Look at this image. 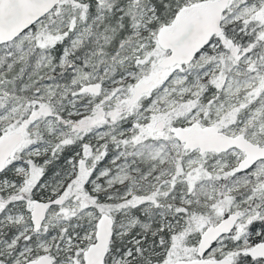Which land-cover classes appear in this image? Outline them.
<instances>
[{
    "label": "snow or ice",
    "instance_id": "6c2138e0",
    "mask_svg": "<svg viewBox=\"0 0 264 264\" xmlns=\"http://www.w3.org/2000/svg\"><path fill=\"white\" fill-rule=\"evenodd\" d=\"M0 264H264V0H0Z\"/></svg>",
    "mask_w": 264,
    "mask_h": 264
}]
</instances>
